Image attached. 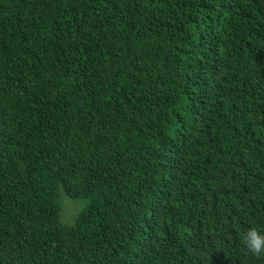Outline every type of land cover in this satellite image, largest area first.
<instances>
[{
  "label": "trees",
  "instance_id": "16d2710c",
  "mask_svg": "<svg viewBox=\"0 0 264 264\" xmlns=\"http://www.w3.org/2000/svg\"><path fill=\"white\" fill-rule=\"evenodd\" d=\"M252 228L264 0H0V264H264Z\"/></svg>",
  "mask_w": 264,
  "mask_h": 264
},
{
  "label": "rangeland",
  "instance_id": "374dc122",
  "mask_svg": "<svg viewBox=\"0 0 264 264\" xmlns=\"http://www.w3.org/2000/svg\"><path fill=\"white\" fill-rule=\"evenodd\" d=\"M61 221L63 224L71 225L85 206L83 200H73L67 195L61 197Z\"/></svg>",
  "mask_w": 264,
  "mask_h": 264
},
{
  "label": "clouds",
  "instance_id": "9594fccd",
  "mask_svg": "<svg viewBox=\"0 0 264 264\" xmlns=\"http://www.w3.org/2000/svg\"><path fill=\"white\" fill-rule=\"evenodd\" d=\"M247 249L256 257L264 256V235L257 229H250L244 237Z\"/></svg>",
  "mask_w": 264,
  "mask_h": 264
}]
</instances>
